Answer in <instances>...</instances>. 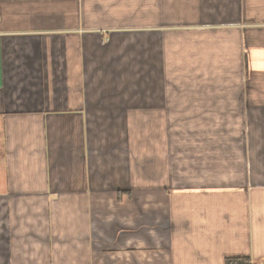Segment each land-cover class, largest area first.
I'll return each mask as SVG.
<instances>
[{
  "label": "crops",
  "instance_id": "crops-1",
  "mask_svg": "<svg viewBox=\"0 0 264 264\" xmlns=\"http://www.w3.org/2000/svg\"><path fill=\"white\" fill-rule=\"evenodd\" d=\"M228 257L264 264V0H0V264Z\"/></svg>",
  "mask_w": 264,
  "mask_h": 264
},
{
  "label": "rangeland",
  "instance_id": "rangeland-1",
  "mask_svg": "<svg viewBox=\"0 0 264 264\" xmlns=\"http://www.w3.org/2000/svg\"><path fill=\"white\" fill-rule=\"evenodd\" d=\"M150 149H152V144L150 146ZM165 150V146L163 145V151ZM131 201H134V202H141V201H145L143 200V195H138L137 193H135V196L132 197L130 199ZM120 214H123L124 216L128 215V217L130 219H135L134 217H136V219H149V218H152L153 217V213H152V210L151 209H145L144 210H140V211H133V210H129V211H124V212H119V211H111L108 215L107 214H99L98 213V218L99 219H106L102 224L99 223L98 227L96 229H98V233L100 235H103V237L106 236V233H107V225H109V223L111 221H108L110 218H113V219H116L118 217H120ZM98 220V219H97ZM100 222V221H99ZM97 223V221H96ZM138 223V222H137ZM137 223H135V227H137ZM140 228V226H138ZM141 233H133L131 235H134L136 237H139Z\"/></svg>",
  "mask_w": 264,
  "mask_h": 264
},
{
  "label": "trees",
  "instance_id": "trees-1",
  "mask_svg": "<svg viewBox=\"0 0 264 264\" xmlns=\"http://www.w3.org/2000/svg\"><path fill=\"white\" fill-rule=\"evenodd\" d=\"M225 264H251L246 257H228Z\"/></svg>",
  "mask_w": 264,
  "mask_h": 264
}]
</instances>
